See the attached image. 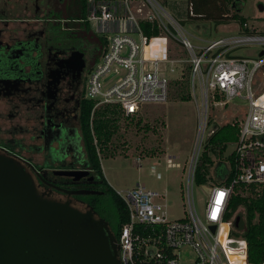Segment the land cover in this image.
I'll use <instances>...</instances> for the list:
<instances>
[{
  "label": "built area",
  "instance_id": "2783aa9c",
  "mask_svg": "<svg viewBox=\"0 0 264 264\" xmlns=\"http://www.w3.org/2000/svg\"><path fill=\"white\" fill-rule=\"evenodd\" d=\"M88 24L106 41L100 62L86 78L85 98L96 101L95 107L116 105L124 117H137L142 105L168 100L173 80L169 73L175 72L176 64L188 62L190 96L199 112L184 193L186 217L168 219L161 195L141 184L119 195L128 212L117 241L120 264H247L246 241L232 235L225 217L233 196L248 197L251 186L255 193L264 190V82L252 88L264 68V32H245L246 23L236 35L193 46L181 24L154 0L101 1L90 9ZM173 40L186 50L188 59L169 58L168 44ZM246 47L259 48L258 57L234 54ZM237 99L247 103L238 121V139L224 161L217 159L226 163L231 177L227 183L203 186L207 201L198 213L192 186L198 156L209 137H204L208 109Z\"/></svg>",
  "mask_w": 264,
  "mask_h": 264
},
{
  "label": "flooded vegetation",
  "instance_id": "af4514ba",
  "mask_svg": "<svg viewBox=\"0 0 264 264\" xmlns=\"http://www.w3.org/2000/svg\"><path fill=\"white\" fill-rule=\"evenodd\" d=\"M100 2L0 0V153L24 164L43 198L91 211L115 237L101 200L110 191L90 168L81 136L84 72L89 51L101 46L88 13ZM50 148L65 157L52 160Z\"/></svg>",
  "mask_w": 264,
  "mask_h": 264
},
{
  "label": "rangeland",
  "instance_id": "374dc122",
  "mask_svg": "<svg viewBox=\"0 0 264 264\" xmlns=\"http://www.w3.org/2000/svg\"><path fill=\"white\" fill-rule=\"evenodd\" d=\"M154 1L166 14L181 24L183 35L193 46H205L207 42L236 35L239 30L235 21L217 26L213 21L190 20L187 0ZM260 4L264 6V0H244L239 15L247 20L248 26L264 30L260 25L264 22H259V18H264V11L258 9ZM229 13L231 15L233 11L230 10ZM95 38L100 40L97 34ZM134 38L137 39V36L135 35ZM102 51V45L98 47L97 52L89 51V61L83 80L85 86L89 71L101 60ZM258 51L260 49L257 47H246L234 51V54L255 58L258 57ZM168 55L169 58L176 60L188 59L186 50L174 40L168 44ZM174 68L175 72L169 73L173 80L168 100L165 103L142 105L137 117L132 120L121 119L118 123V132L103 152L108 157L102 156L100 160L106 182L118 195H124L136 184L144 185L161 195L166 207V215L171 220L182 219L187 215L184 197L186 177L199 127L197 105L190 96L189 63L176 64ZM263 73L264 68L256 76L253 89L264 82ZM174 81L178 83L175 84ZM181 96L189 100H182ZM197 101H199L198 96ZM246 110L247 103L238 99L224 107L210 105L204 137L207 138L210 131L217 126L241 120ZM138 119L140 122L137 124ZM233 148L232 144L227 146L222 156L223 161ZM210 157L216 163L218 158L212 154ZM192 199L197 212H202L207 201L206 191L202 185L193 184ZM101 200L105 215L114 222L115 210L110 197L103 196Z\"/></svg>",
  "mask_w": 264,
  "mask_h": 264
},
{
  "label": "water",
  "instance_id": "95a60500",
  "mask_svg": "<svg viewBox=\"0 0 264 264\" xmlns=\"http://www.w3.org/2000/svg\"><path fill=\"white\" fill-rule=\"evenodd\" d=\"M258 9L264 11V6L260 4ZM50 151L52 160L65 157L62 148L55 154ZM82 173L87 174L82 171L60 174ZM59 190L67 195L92 194ZM239 222L237 218L236 226L241 227ZM0 264H120V261L118 244L107 221L95 218L91 211L81 212L69 202L43 198L24 164L0 153Z\"/></svg>",
  "mask_w": 264,
  "mask_h": 264
},
{
  "label": "trees",
  "instance_id": "16d2710c",
  "mask_svg": "<svg viewBox=\"0 0 264 264\" xmlns=\"http://www.w3.org/2000/svg\"><path fill=\"white\" fill-rule=\"evenodd\" d=\"M244 0H187L188 18L190 20L213 21L216 25L227 24L229 21L238 23L241 32L243 25L247 20L239 15L242 2ZM230 10L233 14L230 15ZM230 16V17H229ZM260 19V20H259ZM259 22H264V18H259ZM264 28V23H260ZM146 34L147 28L143 27ZM264 32L258 27L245 28L244 31ZM153 34H156L153 32ZM101 40L104 47L106 41ZM173 83H178L174 81ZM182 100L189 98L181 96ZM81 116V136L85 149V154L91 169L96 171L103 179L104 184L110 191V199L114 206V219L108 221L116 227V240L121 227L128 221L127 208L120 196L106 182L102 168L101 157H108L103 154L110 144L113 136L118 132V123L124 117L121 109L116 105H100L96 106V101L85 100ZM133 119V118H132ZM131 119V120H132ZM140 119L137 120V124ZM238 121L217 126L207 138L201 154L198 156L195 169L194 181L197 185H206L208 183L218 184L227 183L231 174L226 163L219 159L216 163L210 157L222 158L229 144L234 143L238 139ZM238 191V190H236ZM250 195L242 197L239 194L233 196L227 208L225 220L230 222L233 228L232 235L242 238L247 245V264H264V190L255 193L254 186L250 187ZM240 194H246V190L241 189ZM239 218L241 227L236 226V219Z\"/></svg>",
  "mask_w": 264,
  "mask_h": 264
},
{
  "label": "snow or ice",
  "instance_id": "6c2138e0",
  "mask_svg": "<svg viewBox=\"0 0 264 264\" xmlns=\"http://www.w3.org/2000/svg\"><path fill=\"white\" fill-rule=\"evenodd\" d=\"M218 203H219V201H218Z\"/></svg>",
  "mask_w": 264,
  "mask_h": 264
}]
</instances>
